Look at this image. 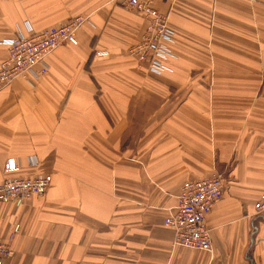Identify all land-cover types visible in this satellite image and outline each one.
I'll return each mask as SVG.
<instances>
[{"label":"crops","instance_id":"0c3cea01","mask_svg":"<svg viewBox=\"0 0 264 264\" xmlns=\"http://www.w3.org/2000/svg\"><path fill=\"white\" fill-rule=\"evenodd\" d=\"M126 1L0 0V62L5 39L87 17L46 73L0 89V184L53 178L0 201L3 264H264V0H155L176 31L161 77L128 53L145 20ZM217 173L211 251L175 244L163 221L181 186Z\"/></svg>","mask_w":264,"mask_h":264},{"label":"built area","instance_id":"2783aa9c","mask_svg":"<svg viewBox=\"0 0 264 264\" xmlns=\"http://www.w3.org/2000/svg\"><path fill=\"white\" fill-rule=\"evenodd\" d=\"M154 0H127L126 7L142 14L147 23L145 32L131 48L150 72L160 74L172 71L167 59L176 57L167 41L173 42V30L167 26V15L153 5ZM87 17L76 16L47 27L24 34L19 33L3 42L8 46V56L0 62V89L8 86L17 77L32 72L36 75L47 72L43 64L47 56L65 44H77V29ZM43 64V65H42ZM41 65L39 72L34 69ZM15 158L5 162V171L19 170ZM51 183V177L43 174L25 177L7 176L0 184V201L20 203L32 195H43ZM224 178L221 174L188 180L176 195V204L164 219L165 227L174 233V243L192 249L211 251L212 233L207 224L208 215L222 197ZM258 211L264 210V192L255 203ZM18 230V226L15 231ZM12 254L9 242L0 238V264Z\"/></svg>","mask_w":264,"mask_h":264},{"label":"rangeland","instance_id":"374dc122","mask_svg":"<svg viewBox=\"0 0 264 264\" xmlns=\"http://www.w3.org/2000/svg\"><path fill=\"white\" fill-rule=\"evenodd\" d=\"M155 1V0H154ZM153 5H154V2H153ZM155 6V5H154ZM135 12H137V11H135ZM138 13V12H137ZM138 14H140V13H138ZM163 14H165V15H167V26H168V28L170 29H172L174 32H173V42H174V40H175V37H176V31L170 26V23H169V14L168 13H164L163 12ZM143 18H144V20H145V26H144V29H143V31H142V33H141V35H140V37L142 36V34L145 32V30H146V28H147V21H146V19H145V17L142 15V14H140ZM81 28V27H80ZM80 28H78V29H80ZM77 29V30H78ZM30 31L31 30H33V29H29ZM77 33V32H76ZM77 36V35H76ZM137 41H139V40H137ZM137 41L136 42H134L132 45H130L129 46V48H128V53H129V55H130V57L136 62V64H137V66H138V68L141 70V72H143V73H146V74H149L150 76H153V77H161L162 75H164L165 73H170V72H172L173 71V69H172V71H164V72H162V73H160V74H157V73H153V72H150L148 69H147V66L144 64V62H142L136 55H134L133 53H131V48L133 47V46H135L136 44H137ZM173 42H169V41H167L166 43H168V45H169V47L171 48H173ZM56 50V49H55ZM173 51H174V48H173ZM52 53V52H51ZM50 53V54H51ZM168 60V64L170 65V58L169 59H167ZM171 66V65H170ZM263 77H264V73H263ZM4 168H5V164H4ZM35 174H43V175H48L49 174V176L51 177V183H50V185H49V187L47 188V190H46V192L43 194V195H32V196H30V197H33V196H37V197H43V196H45L46 194H47V192L49 191V189L51 188V186H52V183H53V178H52V174L51 173H48V172H36V173H31V174H27V175H24V176H16V177H25V176H28V175H35ZM217 174H221L222 176H223V178H224V182H225V176L222 174V173H217ZM4 181V180H3ZM225 184V183H224ZM223 191H224V189H223ZM262 194V193H261ZM261 194H260V196H261ZM259 196V197H260ZM30 197H27V198H25V199H28V198H30ZM258 197V198H259ZM25 199H23L22 201H20V203H16V202H4V203H15V204H21ZM17 227V226H16ZM15 227V228H16ZM15 230V229H14ZM18 231V230H17ZM1 238V237H0ZM2 239V238H1ZM3 240V239H2ZM5 242H7V241H5ZM10 243V242H9ZM12 254H13V250H12ZM11 254V255H12ZM10 256V255H9Z\"/></svg>","mask_w":264,"mask_h":264}]
</instances>
